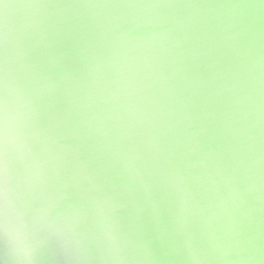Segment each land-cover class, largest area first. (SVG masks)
<instances>
[{"label":"water","instance_id":"obj_1","mask_svg":"<svg viewBox=\"0 0 264 264\" xmlns=\"http://www.w3.org/2000/svg\"><path fill=\"white\" fill-rule=\"evenodd\" d=\"M6 34L15 213L70 185L116 205L143 264H264V0H0V67ZM2 124L0 105L5 170ZM96 236L79 255L51 237L35 264H112Z\"/></svg>","mask_w":264,"mask_h":264},{"label":"clouds","instance_id":"obj_2","mask_svg":"<svg viewBox=\"0 0 264 264\" xmlns=\"http://www.w3.org/2000/svg\"><path fill=\"white\" fill-rule=\"evenodd\" d=\"M9 39L5 37L3 64L0 67L2 73V93H0V105L3 109L2 141L5 156V180H4V216L2 228L5 236L11 242L12 264H35L38 250L41 248L40 231L30 225H25L18 219L17 213L12 209L8 183L7 159L10 148V139L13 136L21 137L24 130L16 122L18 85L14 79L11 68V61L8 55ZM100 212L97 219L96 239L102 241L107 259L112 264H143L147 258V250L140 242H132L125 238L118 227L115 210L116 205L112 204L107 208H97ZM62 246L69 254L79 255L85 248L87 241L78 231L69 232L61 237ZM79 240L81 248L73 247V242ZM143 249V252L140 251ZM240 251H245L241 249ZM227 255V253H225ZM239 255V252H238ZM245 257L240 256V261Z\"/></svg>","mask_w":264,"mask_h":264},{"label":"snow or ice","instance_id":"obj_3","mask_svg":"<svg viewBox=\"0 0 264 264\" xmlns=\"http://www.w3.org/2000/svg\"><path fill=\"white\" fill-rule=\"evenodd\" d=\"M65 195L55 202L44 192L31 193L26 203V210L18 212V219L40 231L41 247L49 238L61 237L69 232H79L89 244H94V236L98 231L97 217L100 212L90 203L74 198L68 194L70 185H65ZM4 207V168L0 163V214ZM73 247L80 249L81 242L76 240ZM82 250H85L83 248ZM91 251V247L87 249Z\"/></svg>","mask_w":264,"mask_h":264}]
</instances>
